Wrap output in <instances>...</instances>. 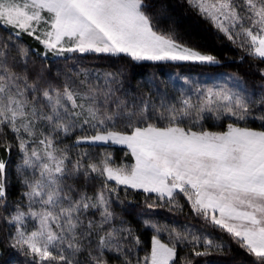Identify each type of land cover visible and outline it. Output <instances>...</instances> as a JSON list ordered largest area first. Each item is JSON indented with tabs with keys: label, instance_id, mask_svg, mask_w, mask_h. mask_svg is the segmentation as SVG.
I'll return each mask as SVG.
<instances>
[{
	"label": "snow or ice",
	"instance_id": "snow-or-ice-1",
	"mask_svg": "<svg viewBox=\"0 0 264 264\" xmlns=\"http://www.w3.org/2000/svg\"><path fill=\"white\" fill-rule=\"evenodd\" d=\"M182 4L239 42L264 82V0ZM167 16L153 0H0V264H234L232 244L252 258L240 264H264V83L249 91L177 76L189 91L170 96L152 77L130 94L134 64H221L174 23L161 30ZM25 35L41 47H24ZM75 53L128 60L53 78L49 55L67 63ZM30 54L47 72L29 70ZM115 146L134 163L117 164ZM129 189L145 194L147 209L189 207L195 223L162 228L138 212L153 230L141 258L120 197ZM180 248L191 256L178 257ZM210 256L233 260L196 259Z\"/></svg>",
	"mask_w": 264,
	"mask_h": 264
},
{
	"label": "rangeland",
	"instance_id": "rangeland-1",
	"mask_svg": "<svg viewBox=\"0 0 264 264\" xmlns=\"http://www.w3.org/2000/svg\"><path fill=\"white\" fill-rule=\"evenodd\" d=\"M216 30V29H215ZM217 31V30H216ZM218 34H221L218 32ZM223 35V34H222ZM28 38V36H23L22 41H23V46L27 48H39L37 42L35 40L32 41L34 42V46L31 47V44H28L24 38ZM30 38V37H29ZM239 43V42H237ZM71 56H75L78 58V63L76 69L79 71L81 69H86V70H93L97 66H90L91 64L95 63V59L92 61L90 58H82L84 55H81L79 53L75 54H68ZM93 56H96V58L102 56L104 58H109L110 56L106 55H97V54H92ZM37 54H30L29 60L33 61L35 63V58L37 57ZM39 59L42 60V58L39 56ZM49 60L58 61L59 64L58 66L53 67L52 65V73L56 75L57 72H65V69L67 68L66 65L69 63V61H72L73 59H69L67 63H65L63 60H54V58L49 55L48 57ZM111 59V58H110ZM112 59H116L113 57ZM76 61V60H73ZM107 61V60H106ZM34 63H30V66H33ZM98 63V62H97ZM142 63H149L153 64V67H150L151 70L148 71V75L142 74L141 79L142 81H150L152 77H155V82L159 83L161 86V90L163 91L164 84L167 82L168 83V92L167 94L170 96H175L179 91L183 90L185 92L189 91V86H186L183 84L182 80H176L175 78L177 76H187L191 81H196L199 82L203 86L207 87H212L215 85H220L224 84L225 86L232 87L234 89H239V85L243 84L246 89L249 91L256 89L259 90L261 84H257L258 86H253L246 84L242 79L239 80V82L235 80H228L227 77L230 76H235L231 73H228L226 70L222 68H215L214 66H200V65H193V64H181V65H176L171 62L168 63H153V62H142ZM109 65H112L113 63H108ZM80 65V66H79ZM116 65V66H115ZM135 65V66H134ZM131 67L130 73L132 74L131 80L130 78H124L125 80V86L126 90L130 92V94H133V92H143V89L139 87V83L142 82L139 80L140 76H134V72H136L137 68H135L137 65L134 64ZM111 67L113 68H118L120 65L113 64ZM133 68V69H132ZM135 68V69H134ZM60 79L62 80L63 77L61 76ZM210 126V125H209ZM212 130H219L218 128H212ZM125 150L121 149L119 146H115V152H114V157L115 161L117 164H119L122 160H126L129 164L134 163V160L130 156V154L127 157H124L123 152ZM13 161H15L16 157L15 154L12 157ZM136 192L137 196L135 195L134 198L137 201L139 200V205L138 206H133L130 208V206H127V204H123V208L125 209L124 211V218L128 220L131 223V226L136 230V235L139 236L141 244L138 249H136V253L142 258L147 252H150L151 249V238L153 235V230L150 228H145L143 225V218L138 217L137 213L140 211H144L148 213V215L152 218L153 223L159 224L162 228L167 226L169 229L173 225H184L187 223H195V220L191 214L190 208L185 206L183 211L181 212L179 209H176L174 211H169L167 207H157L155 209H147L145 205V194L139 191H134V190H129L127 191V200H130L133 198L132 193ZM125 192L121 191L120 192V197L125 196ZM14 198V197H13ZM125 199V200H126ZM151 203V200L148 201ZM182 203L186 202L181 200ZM138 207V208H137ZM117 213L119 214L121 211V206L117 205ZM199 226V225H197ZM208 231L212 234L214 238H219L223 237V239L226 242L231 241V237L228 235L223 234L220 232L218 229L213 230V229H208ZM159 238L161 239L162 243H166L170 245V237L168 234V231H161L159 234ZM232 249L234 250L233 255L235 257V262L234 264H240L242 259H247L251 260V257H247L246 255H238L239 253L242 252L236 245L232 244ZM0 252H4L7 254V250L1 246ZM191 256V253L186 251L183 248L178 249V257H183L185 255ZM135 258V257H134ZM2 259V258H0ZM18 259H23L22 257H18ZM196 259H207L211 261H231L233 260V256H210L207 258H196ZM177 264H181V261L178 259Z\"/></svg>",
	"mask_w": 264,
	"mask_h": 264
},
{
	"label": "trees",
	"instance_id": "trees-1",
	"mask_svg": "<svg viewBox=\"0 0 264 264\" xmlns=\"http://www.w3.org/2000/svg\"><path fill=\"white\" fill-rule=\"evenodd\" d=\"M153 2L157 5H159L160 3H166L168 5V16L165 19H161L159 23V27L161 28V30L167 31L170 25L174 23L175 30L182 40L187 43L194 44L204 51H210L212 54L217 56V58L221 61V64L214 66L215 68L219 67L226 70L228 73L239 76L240 79H242L246 84L250 86L252 85V87L258 86L257 84L264 83L261 81L258 75V68L256 67L258 61L253 60L251 57H249L247 52L240 46L239 43L234 44L229 41L224 35L218 34V32L214 28H212L208 24V22L203 20L186 5H183L182 0H153ZM24 40H26L28 44H31V47L34 46V42L31 38L26 37L24 38ZM87 57L92 61L95 59L94 62H96V64L93 63L90 65L97 66L96 68L91 70L93 72L114 70V68L111 67L113 64L118 63V65L121 66L122 63L128 60V58L126 57H121L119 60H117V58L112 59L113 57L104 58L102 56L96 58V56H93L92 54H86L82 58ZM35 59L36 60L34 65L30 66L29 70L34 74L47 72L48 65L46 63H43L42 60L39 59V55ZM110 62L113 64L109 65L108 63ZM77 63V60L69 61V63L66 65L67 68L65 69V72L69 71L73 67L76 68ZM52 65L53 67H55L61 64H59L58 61H54ZM153 66V64L149 63L138 64L135 67L137 68V70L136 72H134V76H140L139 80L142 81L141 75H148V71L151 70L150 67ZM260 67H264V64L260 65ZM57 74L58 72L56 73V75L55 73H52L53 78H56ZM131 77L132 74L130 72L125 73L124 78H130L131 80ZM0 155H4L6 158V154ZM132 195L133 198H131L130 200H125V196H121V200H123L125 204H127V206H130V208H132L133 206H138L140 202L139 200L137 201V199L135 200L134 198L135 195L137 196L136 192H133ZM223 234L227 235L226 233Z\"/></svg>",
	"mask_w": 264,
	"mask_h": 264
}]
</instances>
